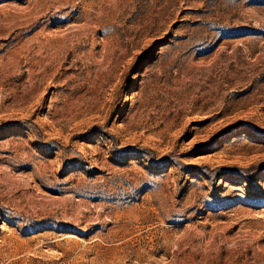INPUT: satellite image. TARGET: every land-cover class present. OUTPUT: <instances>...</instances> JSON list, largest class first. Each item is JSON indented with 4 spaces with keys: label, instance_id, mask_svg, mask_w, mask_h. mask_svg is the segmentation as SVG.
<instances>
[{
    "label": "rangeland",
    "instance_id": "374dc122",
    "mask_svg": "<svg viewBox=\"0 0 264 264\" xmlns=\"http://www.w3.org/2000/svg\"><path fill=\"white\" fill-rule=\"evenodd\" d=\"M0 264H264V0H0Z\"/></svg>",
    "mask_w": 264,
    "mask_h": 264
}]
</instances>
